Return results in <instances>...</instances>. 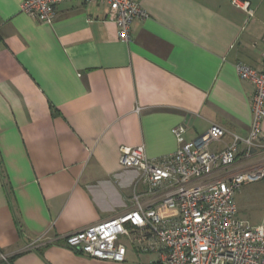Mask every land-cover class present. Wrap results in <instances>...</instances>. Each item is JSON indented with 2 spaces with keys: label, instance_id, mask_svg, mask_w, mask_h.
<instances>
[{
  "label": "crops",
  "instance_id": "0c3cea01",
  "mask_svg": "<svg viewBox=\"0 0 264 264\" xmlns=\"http://www.w3.org/2000/svg\"><path fill=\"white\" fill-rule=\"evenodd\" d=\"M0 0V264H162L127 237L125 260L91 259L64 238L134 210L139 173L119 164L121 147L148 159L173 154L171 130L186 142L212 126L225 131L212 151L251 125L253 87L235 65L264 64V0H137L148 14L118 39L106 5L56 7L50 25ZM263 139L224 173L264 168ZM156 197H142L145 204ZM237 216L264 226V179L234 195Z\"/></svg>",
  "mask_w": 264,
  "mask_h": 264
},
{
  "label": "built area",
  "instance_id": "2783aa9c",
  "mask_svg": "<svg viewBox=\"0 0 264 264\" xmlns=\"http://www.w3.org/2000/svg\"><path fill=\"white\" fill-rule=\"evenodd\" d=\"M72 1L106 5L108 20L124 43L131 42L132 23L148 18L137 0H23L20 10L50 25L56 7ZM230 4L253 16L248 1L230 0ZM235 68L239 78L253 87L246 137L235 136L224 149L212 151L211 145L223 138L224 130L212 126L186 142V127L181 124L171 130L178 143L171 155L148 159L143 146L121 147L119 164L139 173L144 193H134V210L66 236V247L91 259L120 263L126 249L119 240L127 237L140 252L161 254L162 264H264V226L240 220L234 200L242 186L264 178V168L220 174L234 165L241 145L248 159L263 139L264 64L262 71L243 63ZM142 197L157 199L145 204Z\"/></svg>",
  "mask_w": 264,
  "mask_h": 264
},
{
  "label": "bare ground",
  "instance_id": "6f19581e",
  "mask_svg": "<svg viewBox=\"0 0 264 264\" xmlns=\"http://www.w3.org/2000/svg\"><path fill=\"white\" fill-rule=\"evenodd\" d=\"M176 140V139H175ZM185 140V139H184ZM188 142H190V141H188ZM178 144V143H177ZM264 178H262V179H260V180H258V181H261V180H263ZM258 181H254V182H250V183H255V182H258ZM250 183H247V184H250Z\"/></svg>",
  "mask_w": 264,
  "mask_h": 264
}]
</instances>
